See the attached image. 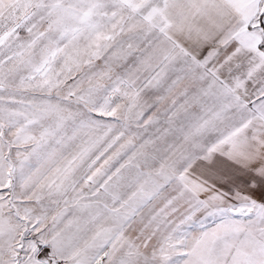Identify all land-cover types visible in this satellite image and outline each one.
I'll return each mask as SVG.
<instances>
[{
  "label": "snow or ice",
  "instance_id": "snow-or-ice-1",
  "mask_svg": "<svg viewBox=\"0 0 264 264\" xmlns=\"http://www.w3.org/2000/svg\"><path fill=\"white\" fill-rule=\"evenodd\" d=\"M0 264H264V0H0Z\"/></svg>",
  "mask_w": 264,
  "mask_h": 264
}]
</instances>
